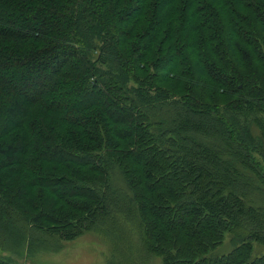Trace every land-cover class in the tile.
Wrapping results in <instances>:
<instances>
[{
    "label": "trees",
    "instance_id": "obj_1",
    "mask_svg": "<svg viewBox=\"0 0 264 264\" xmlns=\"http://www.w3.org/2000/svg\"><path fill=\"white\" fill-rule=\"evenodd\" d=\"M256 66L264 0H0V264L88 232L106 264H264Z\"/></svg>",
    "mask_w": 264,
    "mask_h": 264
},
{
    "label": "rangeland",
    "instance_id": "obj_2",
    "mask_svg": "<svg viewBox=\"0 0 264 264\" xmlns=\"http://www.w3.org/2000/svg\"><path fill=\"white\" fill-rule=\"evenodd\" d=\"M155 17H153V20ZM178 74H182L183 71L187 69V65L185 62H181L178 64ZM245 70V69H244ZM264 71V67H253L250 69L249 73L252 75L251 77L255 79H259L261 76V73ZM209 72H211V69H209ZM176 73V74H177ZM186 78L178 77L177 82L173 80V83L168 85V88L173 87L174 83H181L185 84ZM180 80V81H179ZM180 84V85H181ZM238 87H241L238 86ZM242 89V87H241ZM248 85L244 86V93H247ZM64 88H60L58 90H55V95H58L59 99L63 102H68L69 104L72 103V101L69 98L66 97ZM69 92H75L74 88H68ZM199 95L203 94L204 97L207 99L209 97L215 96V101L208 100L210 104H216L219 105V107H223L226 105V102L229 100V98L224 97L221 95L217 88V86L212 85L211 83H204L199 85ZM66 94V95H65ZM65 95V96H62ZM236 98L238 95H233ZM232 96V97H233ZM63 98V99H62ZM233 99V98H232ZM254 135H258V131L256 128H254L253 131ZM236 243H233L231 241L230 236L227 234L221 244L213 250L214 255L210 254V256H224L229 254L235 247ZM62 248L57 253H44V254H38L36 256H33L32 258L35 259L33 262L31 259H26V257H16L15 255L12 258V264H106V262L110 259L111 254V244L110 242H107L103 237L99 236L96 232H88L84 233L80 237H77L76 239L70 241V242H64L62 244ZM121 252L126 254L125 256V263L128 264L127 259V250H121ZM251 258L255 259L262 255H264V246H261L258 243H252L251 244ZM5 254V253H4ZM7 255V253L5 254ZM132 259H134L135 264H161V261L159 258H154L151 260H148V258L140 257L139 254L135 251H133ZM143 259H145L143 261Z\"/></svg>",
    "mask_w": 264,
    "mask_h": 264
}]
</instances>
